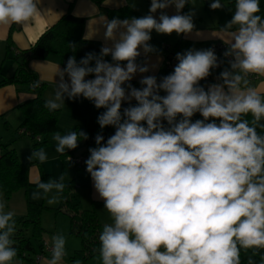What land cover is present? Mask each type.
Wrapping results in <instances>:
<instances>
[{
	"label": "clouds",
	"instance_id": "9594fccd",
	"mask_svg": "<svg viewBox=\"0 0 264 264\" xmlns=\"http://www.w3.org/2000/svg\"><path fill=\"white\" fill-rule=\"evenodd\" d=\"M189 3L150 0L144 16L105 17L99 52L79 60L69 56L54 74L55 93L44 105L50 112L65 99L82 97L103 109L100 129H114L106 140L102 131L96 134L84 162L111 219L98 236L100 264H242V250H264V91L249 81L250 75L264 77L260 0H235L231 19L220 29L228 66L217 82L200 84L221 66L213 48L178 52L173 71L159 79L144 75L156 67L137 62L157 51L150 44L153 31L193 33L195 11H182ZM41 5L42 0H0V27L30 23L45 12ZM209 8L225 5L212 0ZM137 74L139 88L131 83ZM39 86L40 81L32 84ZM197 113L202 119L193 120ZM81 137L88 134L55 132V151L76 149ZM47 159L42 147L27 157ZM63 180L37 177L40 191L32 198L55 191L47 202L57 203ZM5 207L0 199V264H14L15 213ZM65 246V236L54 235L44 264H62ZM247 264L256 261L249 257Z\"/></svg>",
	"mask_w": 264,
	"mask_h": 264
},
{
	"label": "crops",
	"instance_id": "0c3cea01",
	"mask_svg": "<svg viewBox=\"0 0 264 264\" xmlns=\"http://www.w3.org/2000/svg\"><path fill=\"white\" fill-rule=\"evenodd\" d=\"M222 4L225 5V8L210 10L206 8L204 0H190V3L187 4L182 11L184 13H187L190 9L195 11V29L192 34L177 35L173 33L171 35H165L158 34L153 31L151 34L152 39L150 44H152L157 51L149 54L147 57L141 55V57H139L140 60H137V62L143 63L147 60L150 65H156V67L144 75H155L159 79L160 77L168 74V71L163 66L164 44H177L179 52H183L189 48L206 49L210 42H221L225 44L222 40L224 38V34L220 29L226 21L231 19L234 10L226 6V2H222ZM41 6L45 12L43 14L36 15L30 23L24 26L13 24L11 25L13 26L11 30L8 26L0 27V80L3 76H10L15 71V51L17 52L19 50L28 49L45 29L53 25L67 11H70L73 15L84 19L82 30L83 38L98 41L101 46L103 43L104 33L102 25L103 19L105 17L112 19L107 14L108 10L116 11L125 7H131L139 14L146 15L148 14L150 0H104L100 5H97L91 0H42ZM166 11L169 15L175 14L174 8H169ZM155 15L158 18L159 12ZM124 18L128 17H122L121 19ZM197 31H199L201 35L197 36ZM8 42L11 45L10 49H8ZM59 65L62 67L59 61V56L54 54L50 55L46 59H31L28 62L29 69L36 74L37 80L43 83L41 86V93L45 100L53 98L54 96L56 89L54 79H59L58 77L54 78V74L56 73ZM227 66V63H225L220 71ZM220 71L212 74L206 80L201 81L200 84L207 87L208 84L217 82L216 77L219 75ZM140 79L141 75L137 74L131 83L135 87L139 88ZM249 81L250 86L256 87L260 91H264V77L250 75ZM163 94L164 93H161V95ZM35 96L36 91L28 86L7 84L0 87V144H8L9 147L15 150L20 162L28 163L27 177L31 185L35 184L34 181L37 177L42 179L43 175H46L45 182L51 178H57L56 173L51 167H48V169L44 163H39V161L35 160L30 163V161L27 160L31 151H35L41 147L44 148L48 157L46 162H51L50 166H52L55 162H58L59 164L61 162V172L57 180L61 175H63L64 183L72 182L76 186L80 207L82 209L93 210L99 223L103 227L105 223L111 222L109 213L106 209H104L103 201L98 198V194L95 192L91 177L86 171V165L79 168L71 159V157L78 156L82 153L86 145L85 140L80 139L81 141L76 149H66L64 154H60L55 151L56 142L53 139L54 133L48 136L45 144L37 147L36 149H34L33 141L28 135H20L18 133L20 124L23 120V113L18 105L34 98ZM134 103L135 101H133V104ZM126 106L127 104L124 105V107ZM102 111L103 109H96L90 101L82 97L75 102L65 99V104L61 109H59L58 114V124L61 129L59 132L61 134L71 132L74 127L82 126L87 118L96 117ZM111 133H114L113 128L111 129ZM1 194L3 196V193ZM51 194L53 196L56 193L53 191ZM28 198H26V200ZM29 199L27 201H36ZM13 212L15 214H24L16 211ZM64 225L65 224H63V226ZM63 226L60 231H62L61 233L65 235V227L63 228ZM56 234L57 229L55 228V233H52V236H45L42 234L41 241L47 242L51 245L52 237ZM69 234H71L70 226ZM76 238L78 239L77 236H75V238H66V255L62 264H72L70 257L73 256L75 251L81 247V241L79 239L78 241ZM69 240L72 244V247L70 248L67 244ZM33 243L35 247V254L32 255V257L40 252L37 251V247L40 242L33 241ZM98 257L99 254H96L88 258L85 264H100ZM45 259H48V257ZM45 259L40 260L37 264H44ZM20 264L28 263L22 262Z\"/></svg>",
	"mask_w": 264,
	"mask_h": 264
},
{
	"label": "trees",
	"instance_id": "16d2710c",
	"mask_svg": "<svg viewBox=\"0 0 264 264\" xmlns=\"http://www.w3.org/2000/svg\"><path fill=\"white\" fill-rule=\"evenodd\" d=\"M97 5H100L104 0H91ZM212 0L206 3V8ZM226 2L227 6L235 10V0H221ZM261 11L258 13L264 16V0H260ZM110 18L113 17H141L131 7H125L116 11H107ZM84 19L73 15L70 11L63 14L53 25L45 29L36 41L25 50L15 51L14 59L16 68L12 75L3 76L0 80V87L7 84L32 87L33 82L38 81L36 74L28 67V62L31 59H46L50 55H58L62 67L69 56L75 55L77 60L82 58L87 52H99L100 43L94 40L84 39L82 30ZM13 26L10 27V30ZM75 45V49L72 47ZM175 50H178L177 44L172 45ZM11 45L8 42V49ZM110 60V57H106ZM138 61L140 58L137 59ZM91 78V77H90ZM33 88L36 91V96L18 105L22 110L23 120L20 128L28 131V136L33 141V147H37L47 142L48 136L57 131H61L58 124L59 110L49 111L45 105V99L41 93V86ZM97 117L87 118L82 126H77L72 131L82 130L88 134V139L85 140V146L91 144L95 147V136L102 131L105 140L110 136L112 127H106L103 130L97 122ZM250 119L251 117H246ZM202 119L197 113L193 118ZM259 131V130H258ZM24 135V134H20ZM40 137V141L36 137ZM80 139H83L81 137ZM0 192L6 198H9L13 192L20 188H27L31 185L27 177L28 163L20 162L15 150L8 144H0ZM46 175H43L42 181L45 182ZM65 189L60 194V203L57 210H64L70 219V233L77 236L81 241L80 249L76 250L73 256L70 257L71 262L80 260L85 264L86 260L98 254L99 240L98 236L101 232L102 225L93 210L82 209L76 186L72 182H67ZM38 208L34 202L27 201V212L25 214H15V232L12 236L14 247L17 249V257L14 264L32 262V255L35 254L33 241L40 242L37 251H42L43 242L41 241L42 230L39 223ZM264 256V250H260L256 255H253L252 250L241 251V262L247 264V259L252 257L256 264H261V257Z\"/></svg>",
	"mask_w": 264,
	"mask_h": 264
},
{
	"label": "rangeland",
	"instance_id": "374dc122",
	"mask_svg": "<svg viewBox=\"0 0 264 264\" xmlns=\"http://www.w3.org/2000/svg\"><path fill=\"white\" fill-rule=\"evenodd\" d=\"M50 163L51 162H44V165L47 168L51 167L56 173V177L58 178L61 172V162L60 164L58 162H55L52 166H50ZM36 191H40V190L37 189L36 184H32V185H29L27 188L18 189L17 192L15 191L16 193L13 192V194L11 195L12 197L10 196L11 198L10 197L6 198L4 195L3 197L0 192V199H2L6 204L4 211L6 212L16 211V212H21L25 214L27 212V200L29 198H30L29 200L33 199L32 194ZM51 197H52V194L49 193L48 197L46 198L43 197V194H42V197L40 199H33V200H36L34 203L39 205L37 213L39 217V223L41 227L43 228L42 234L45 236H52V233H55V228L57 229V234H62L61 233L62 231H60V229L62 228L63 224H65L63 226V228L65 227V235H64L65 238H75L73 234H69V226H70L69 216L66 213H64L63 209L57 210L60 200L58 199L57 203L49 204L47 200L50 199ZM26 198L28 199L26 200ZM67 244L69 248L72 247L70 240L68 241Z\"/></svg>",
	"mask_w": 264,
	"mask_h": 264
},
{
	"label": "built area",
	"instance_id": "2783aa9c",
	"mask_svg": "<svg viewBox=\"0 0 264 264\" xmlns=\"http://www.w3.org/2000/svg\"><path fill=\"white\" fill-rule=\"evenodd\" d=\"M164 59H163V66L168 71V74L171 73L174 69V66L176 65L177 61L175 59L176 54L179 52V50H175L172 45L164 44ZM227 45L223 44L221 42H210L207 45V48H213L215 50V53L219 57V59L222 61L221 66L219 68L213 69L212 74H215L216 72L220 71L225 63H227V59L223 56L224 51L226 50ZM206 48V49H207ZM210 75V76H211ZM209 76V77H210ZM19 134L28 135V131L24 128H20L18 130ZM37 141H40V137H36ZM90 147H94L91 144H87V146L84 147V150L82 153L78 156L71 157V159L74 161V163L79 167H84L85 160L90 155L88 149ZM1 154V150H0ZM46 257H51V245L47 242H43L42 251L37 253L35 256H33V260L29 264H37L40 260L45 259Z\"/></svg>",
	"mask_w": 264,
	"mask_h": 264
},
{
	"label": "water",
	"instance_id": "95a60500",
	"mask_svg": "<svg viewBox=\"0 0 264 264\" xmlns=\"http://www.w3.org/2000/svg\"><path fill=\"white\" fill-rule=\"evenodd\" d=\"M209 2V0H205V3H208Z\"/></svg>",
	"mask_w": 264,
	"mask_h": 264
}]
</instances>
